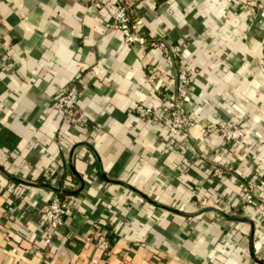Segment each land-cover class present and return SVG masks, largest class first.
Segmentation results:
<instances>
[{
  "label": "crops",
  "instance_id": "crops-1",
  "mask_svg": "<svg viewBox=\"0 0 264 264\" xmlns=\"http://www.w3.org/2000/svg\"><path fill=\"white\" fill-rule=\"evenodd\" d=\"M101 1L0 0V134L17 141L0 144V264H264V216L239 203L254 173L264 177V0L132 7L134 30L178 46L176 60L125 45L108 29L118 0ZM180 66L198 121L186 132L164 123ZM73 84L78 103L65 120L51 105ZM223 124L244 140L222 139ZM55 199L66 214L47 248L39 214ZM243 217L253 231L230 219ZM100 232L106 252L85 241Z\"/></svg>",
  "mask_w": 264,
  "mask_h": 264
},
{
  "label": "built area",
  "instance_id": "built-area-1",
  "mask_svg": "<svg viewBox=\"0 0 264 264\" xmlns=\"http://www.w3.org/2000/svg\"><path fill=\"white\" fill-rule=\"evenodd\" d=\"M90 6L101 8V0H84ZM239 5L252 9L257 5V0H235ZM142 3V0H118L114 10L111 12V22L108 29L119 31L122 34L123 42L127 46L138 45L145 46L148 44L151 48L160 49L165 56L173 60L179 59L180 48L178 46L168 45L164 41L147 40L134 30L131 21L130 11L132 7ZM264 11V9H261ZM158 70H151L148 74V81L153 82L159 75ZM191 75L189 71L180 66L176 74L174 91L166 99V108L164 110L165 127L170 131L186 132L197 124V119L191 116L185 105L189 100V87L191 84ZM79 98V91L75 84L72 86L62 87L57 91V95L51 105L52 109L58 112L65 120H70L73 110L75 109ZM135 111L138 117L150 119L154 111L148 106H136ZM219 135L227 142L241 143L244 140L242 129L237 125L223 124L219 127ZM215 174H221L220 169H215ZM261 188L262 195H256V190ZM207 199L201 200V206H205ZM239 203L244 209L253 211L257 217L264 216V179L253 178L247 182L239 195ZM66 214V205L60 200L50 201L39 214V223L44 228V245L47 248L52 246L54 239L64 225V215ZM86 242L93 243L101 251H108L109 242L104 233H96L95 237H87Z\"/></svg>",
  "mask_w": 264,
  "mask_h": 264
},
{
  "label": "water",
  "instance_id": "water-1",
  "mask_svg": "<svg viewBox=\"0 0 264 264\" xmlns=\"http://www.w3.org/2000/svg\"><path fill=\"white\" fill-rule=\"evenodd\" d=\"M122 185L126 186L127 188H129L130 190H132L133 192L137 193L138 195H140L143 199L147 200L148 202L152 203V204H155L153 201H151L150 199H148L147 197H145L142 193H140L139 191H137L135 188L131 187L130 185H127V184H124V183H121ZM164 209L166 210H169V211H172L174 213H177L179 215H184L183 213L181 212H178L176 211L175 209H172V208H168V207H163ZM207 211H213V212H216V213H219L221 215L224 216V213H222L221 211L215 209V208H211V207H208V208H204L201 212H207ZM231 220L233 221H240V222H246V223H249L252 227V231L254 229V223L252 222V220L248 217H243V218H230ZM262 264V263H260Z\"/></svg>",
  "mask_w": 264,
  "mask_h": 264
},
{
  "label": "trees",
  "instance_id": "trees-1",
  "mask_svg": "<svg viewBox=\"0 0 264 264\" xmlns=\"http://www.w3.org/2000/svg\"><path fill=\"white\" fill-rule=\"evenodd\" d=\"M4 133H6V135L0 134V144L10 148L14 147L17 143L16 139L6 131Z\"/></svg>",
  "mask_w": 264,
  "mask_h": 264
},
{
  "label": "rangeland",
  "instance_id": "rangeland-1",
  "mask_svg": "<svg viewBox=\"0 0 264 264\" xmlns=\"http://www.w3.org/2000/svg\"><path fill=\"white\" fill-rule=\"evenodd\" d=\"M254 174H255V177H253L254 179H255V178H262V179H264V177H261V176H259V175L256 174V173H254ZM254 174H253V176H254ZM253 178H252V179H253ZM258 190H261V188H258ZM261 191H262V190H261ZM262 194H263V191H262ZM262 194H261V195H262Z\"/></svg>",
  "mask_w": 264,
  "mask_h": 264
}]
</instances>
